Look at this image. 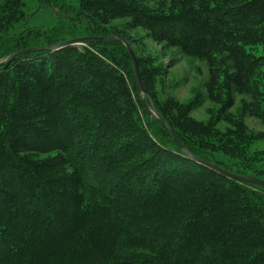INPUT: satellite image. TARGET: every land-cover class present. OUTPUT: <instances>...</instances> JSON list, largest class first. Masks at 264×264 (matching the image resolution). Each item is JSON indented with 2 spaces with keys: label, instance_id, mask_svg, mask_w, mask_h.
I'll return each instance as SVG.
<instances>
[{
  "label": "trees",
  "instance_id": "1",
  "mask_svg": "<svg viewBox=\"0 0 264 264\" xmlns=\"http://www.w3.org/2000/svg\"><path fill=\"white\" fill-rule=\"evenodd\" d=\"M36 1L69 25L8 37L28 16L24 0H0V61L120 36L146 103L191 156L264 176L263 153L249 150L264 131L245 123L264 129V0ZM135 29L205 63L204 94L160 101L157 80L173 63L155 66ZM205 101L215 109L193 119ZM0 264H264V189L189 160L144 109L121 43L24 53L0 66Z\"/></svg>",
  "mask_w": 264,
  "mask_h": 264
},
{
  "label": "rangeland",
  "instance_id": "2",
  "mask_svg": "<svg viewBox=\"0 0 264 264\" xmlns=\"http://www.w3.org/2000/svg\"><path fill=\"white\" fill-rule=\"evenodd\" d=\"M67 6L75 8L77 6V0H62ZM36 0H24L23 11L27 14V19L17 24L12 30L9 31L8 37H14L19 35L23 30L29 29H41L44 31L52 30L59 25L68 26V22L61 23L58 17V12L54 10H40L37 11ZM73 13V12H71ZM59 14H61L59 12ZM124 20H116L111 23V26L120 25ZM133 36L136 35L138 39H141L146 45L145 54H150L155 59V66H167L172 61V66L166 69L165 74L161 79L157 80L156 92L158 99L161 101L167 95L172 96L176 101L180 103H187L192 101L197 93L204 94L203 85L208 78V70L205 63L191 57L181 55L177 49L161 50V46H156L150 42L145 32L140 29H135L132 32ZM67 38V37H66ZM137 50L138 48L135 47ZM241 97L236 98V102ZM238 103L231 110L235 111ZM216 106L205 101L201 106L194 109L190 116L197 121H206L208 119V111L215 109ZM246 125L249 129L259 132L264 129L258 124L257 121L246 118ZM226 125L220 123L219 129H223ZM250 152H262V162L260 169L264 171V137L256 140L249 148ZM217 160L224 163H230L226 158L216 155ZM264 181V176H259Z\"/></svg>",
  "mask_w": 264,
  "mask_h": 264
},
{
  "label": "water",
  "instance_id": "3",
  "mask_svg": "<svg viewBox=\"0 0 264 264\" xmlns=\"http://www.w3.org/2000/svg\"><path fill=\"white\" fill-rule=\"evenodd\" d=\"M103 43V42H119L121 43L129 57L132 63V67H133V76H134V81H135V86H136V90L137 93L140 97L141 103L144 106V109L147 111V113L157 119L159 122H161L163 124V126L167 129L168 133L171 135V137L173 138V140L176 142V144L180 147V149L183 151V153L189 158V160L221 175L224 176L226 178L232 179V180H236L240 183H245V184H251V185H255V186H259L261 188L264 189V181L258 178H254V177H249V176H241V175H237L234 174L232 172L226 171L222 168H220L218 165L216 164H212V163H208L206 161H202L199 159L194 158L193 156L190 155V153L185 149V147L182 145V143L180 142V140L178 139V137L176 136V134L173 132V130L170 128V126L166 123V121H164L156 112L153 104L150 102L149 105L146 103V100H149L148 95L143 87L142 84V80H141V76H140V71H139V66H138V62L136 59V56L131 48V46L129 45V43L122 37L120 36H107V37H85V38H79V39H73V40H69V41H65L62 42L58 45H54V46H49V47H35V48H29V49H25V50H21V51H17L13 54H11L9 57H7L5 60L0 61V66L7 64L10 60H12V58H14L15 56L24 54V53H30V52H38V51H51V52H55V51H59L61 49L67 48V47H74V46H78V45H83L85 43Z\"/></svg>",
  "mask_w": 264,
  "mask_h": 264
}]
</instances>
